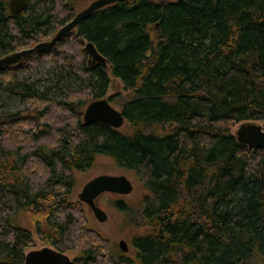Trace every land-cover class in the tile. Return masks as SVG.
Segmentation results:
<instances>
[{"label": "trees", "instance_id": "trees-1", "mask_svg": "<svg viewBox=\"0 0 264 264\" xmlns=\"http://www.w3.org/2000/svg\"><path fill=\"white\" fill-rule=\"evenodd\" d=\"M91 1L27 0L15 17L0 0V53L46 41ZM89 42L106 65L88 62ZM43 61L83 84L51 97L20 81ZM116 80L130 95L127 129L85 126L87 104ZM4 93L26 107L0 113V264H24L38 238L77 252L73 264H264V151L233 133L264 121V0L121 1L52 52L0 71ZM98 158L146 191L134 216L143 231L118 261L59 199Z\"/></svg>", "mask_w": 264, "mask_h": 264}, {"label": "water", "instance_id": "water-1", "mask_svg": "<svg viewBox=\"0 0 264 264\" xmlns=\"http://www.w3.org/2000/svg\"><path fill=\"white\" fill-rule=\"evenodd\" d=\"M125 0H97L90 6L81 11L76 17L61 28L50 42H44L33 49L18 52L9 55L0 60V70L11 66H16L23 62L25 58L33 52L44 54L51 52L57 45L63 41L69 34L76 30L79 25L86 19L93 16L96 12L103 10L112 5ZM183 2L186 0H163ZM11 13L15 16L22 13L27 7V0H10ZM90 60L101 65H106L105 59L99 54L92 43L86 47ZM84 120L88 125H103L122 129L126 120L123 112L115 109L108 99H100L90 103L84 113ZM238 143L245 148L253 151L264 150V129L253 123H245L240 126L236 133ZM133 192V185L126 176H109L102 175L87 183L79 195L81 202L86 203L93 211L95 217L104 222L106 214L96 206V199L103 193H113L118 195H129ZM119 248L122 252L127 253L129 248L125 241H121ZM24 264H72L71 259L60 252L51 248L34 250L27 253Z\"/></svg>", "mask_w": 264, "mask_h": 264}, {"label": "rangeland", "instance_id": "rangeland-1", "mask_svg": "<svg viewBox=\"0 0 264 264\" xmlns=\"http://www.w3.org/2000/svg\"><path fill=\"white\" fill-rule=\"evenodd\" d=\"M56 31H54L55 33ZM53 32L50 34H54ZM49 35V36H50ZM48 36V37H49ZM3 55L0 53V58ZM62 77V78H61ZM20 81L23 83H28L30 85H34L38 93H46L50 89L54 90V93L51 95V97H58L60 93H66L69 90H71L73 87L79 88L83 83L76 77L75 75H72V73L68 72H60L55 70L53 65L49 61H43L41 65H39V68L36 72H33L31 75L28 73V75H24L19 77ZM77 79V80H76ZM59 90L60 93L55 92V90ZM2 91L6 92L7 88L3 87L1 89ZM108 97H113V100L111 101V104L114 108L121 110V104L124 101H127L130 98L129 92L124 89V85L120 81H113L111 83L110 89L108 91ZM88 105V104H87ZM26 107V99H23L21 97H12L8 94H0V113H6V112H17L19 110H24ZM256 124L264 126V121L261 122H256ZM241 124L236 126L233 129V133L235 134L240 127ZM126 130L127 127L126 125L122 128V130ZM103 173H115V174H123L126 175L133 183L134 190L132 194L129 195V198L127 199L128 203L130 206H127L128 209L132 210V217L131 219L135 221V223L132 225V227L129 226V217L126 215V213L122 214H116L114 211L111 212V218H110V223L106 224L105 226L101 225L98 223L94 218L93 220L91 217H89V214L81 207L79 209L84 212V216L86 217V226L88 221L91 220L92 225H94L99 232H106L113 223L112 230L105 234V235H100L102 238L106 239L107 243L110 244L112 247L113 251L117 254V252H121V254L124 256L126 255L128 257V253H123L119 249V242L120 240H125L127 243V239H131L133 235L137 232L143 231L140 227L137 229V222L138 219L135 218V214L138 213L140 205H141V200L139 199L140 197H143L146 194L145 189L143 188L142 184H140L135 177L133 173L130 172H125L118 170L116 167L113 165V161L109 160L107 158H98L93 167L83 173L75 174V189L79 190L84 184H86L89 180L92 178L101 175ZM74 190V187L71 189V197H65L66 195L60 196L61 198H66L69 201L71 200L72 202H75L77 200V193ZM129 200L132 202L134 205V208H132V204L129 202ZM69 206V205H67ZM108 210H111L110 208L107 207ZM75 210V209H74ZM74 216H77L78 212L74 211ZM91 215V214H90ZM92 216V215H91ZM19 222L23 225L28 226V221H25L24 218H20ZM114 224L116 225V228L114 229ZM41 240L38 238L35 241V246L33 248H30L26 251V254L30 251L41 249L42 244ZM43 243V242H42ZM129 244V243H128ZM111 251V253H113ZM67 255L71 257L78 258V253L73 252V253H67ZM103 262V259L101 260ZM125 264V263H123Z\"/></svg>", "mask_w": 264, "mask_h": 264}, {"label": "flooded vegetation", "instance_id": "flooded-vegetation-1", "mask_svg": "<svg viewBox=\"0 0 264 264\" xmlns=\"http://www.w3.org/2000/svg\"><path fill=\"white\" fill-rule=\"evenodd\" d=\"M111 175V176H117L118 174H115V173H103V174H101V175ZM98 176H100V175H98ZM98 176H96V177H98ZM96 177H94V178H92L91 180H93V179H95ZM91 180H89V181H91ZM88 181V182H89ZM87 182V183H88ZM68 183V182H67ZM76 183L77 182H75V177H74V180H73V183H71V185L69 186H67V188L64 186V192H65V194L64 195H66L65 197H71V189H72V187H74V190L73 191H75L76 193H77V200L75 201V202H72L71 200L69 201L68 199H66L65 197L64 198H59L60 199V201L64 204V205H69L71 208H75V209H79V207H81V208H83L88 214H89V217H91V219L93 220V218L98 222V223H100L101 225H103V226H105L106 224H109L110 223V218H111V212L112 211H114L116 214H122V213H126V215L129 217V226L130 227H132V225L135 223V221H133L132 219H131V217H132V213H133V211L132 210H130V209H128L127 208V206H130V204L128 203V201H127V199L129 198V195H127V196H119V195H115V194H112V193H104V194H102V195H100L97 199H96V201H95V204H96V206L97 207H99L100 209H102L104 212H105V214H106V217H105V221L104 222H100L96 217H95V215H94V213H93V211L91 210V208L87 205V204H85V203H81L79 200H78V197H79V194L81 193V191H82V189L84 188V186L87 184H84L79 190H76L75 189V185H76ZM129 202L132 204V202L129 200ZM107 207L108 208H110L111 210H108L107 209ZM131 207V206H130ZM132 208H134V205L132 204ZM123 209V210H122ZM135 209V208H134ZM73 211H76V210H73ZM72 211V212H73ZM92 216H91V215ZM112 219V218H111ZM113 223H114V221H113ZM113 223H112V226H113ZM87 226H88V228L91 230V231H93V232H97L98 234H100V235H105V234H107V233H109L112 229V226L106 231V232H104V233H102V232H99L98 230H97V228L94 226V225H92V223H91V220L90 221H88V223H87ZM116 228V225L114 224V229ZM122 240H120V242H121ZM41 246H42V248L41 249H44V248H52V249H54V247L53 246H51V245H46V244H44V243H42L41 242ZM128 244V243H127ZM128 246H129V244H128ZM41 249H37V250H41ZM55 250V249H54ZM112 251H113V249H112ZM127 253H129V251L127 252ZM126 253V254H127ZM124 256H126V255H124ZM122 254H121V252H117V254L113 251V253H111V260H114V261H118V260H120V258H122V257H124ZM71 259V261H72V264H73V262L77 259V258H75V257H71L70 258Z\"/></svg>", "mask_w": 264, "mask_h": 264}, {"label": "bare ground", "instance_id": "bare-ground-1", "mask_svg": "<svg viewBox=\"0 0 264 264\" xmlns=\"http://www.w3.org/2000/svg\"><path fill=\"white\" fill-rule=\"evenodd\" d=\"M94 1H97V0H93V1H91L87 6H85L84 8H82L77 14H79L81 11H83L84 9H86L88 6H90ZM9 2H10V0H9ZM9 2H8V8H9V11H10V14L12 15V16H15V15H13L12 13H11V10H10V6H9ZM27 8V7H26ZM99 12V11H98ZM23 13V12H22ZM22 13H20V14H22ZM97 13V12H96ZM19 14V15H20ZM76 14V15H77ZM76 15L71 19V20H69L68 22H66L64 25H62L59 29H57V31L54 33V34H52V35H50L49 37H48V39L46 40V41H42V42H39L38 44H36L34 47H30V48H26V49H22V50H19V51H16V52H13V53H9V54H7V55H4V56H2L1 58H0V60L1 59H3V58H5V57H7V56H9V55H12V54H15V53H18V52H22V51H25V50H29V49H33V48H35L37 45H39V44H41V43H44V42H50L54 37H55V35L59 32V30L61 29V28H63L64 26H66L68 23H70L75 17H76ZM18 16V15H17ZM16 17V16H15ZM64 40V39H63ZM61 43V42H60ZM89 43H91V42H89ZM89 43H86V45H85V47H84V51H85V53L87 54V58H88V62H90V58H89V55H88V53H87V51H86V47H87V45L89 44ZM59 45V44H58ZM57 45V46H58ZM57 48V47H56ZM55 48V49H56ZM55 49H53V50H55ZM52 50V51H53ZM51 51V52H52ZM49 53V52H48ZM34 54H36V55H43V54H37V53H35V52H33L31 55H29L28 57H30V56H32V55H34ZM44 54H46V53H44ZM27 57V58H28ZM27 58H25V59H27ZM24 59V60H25ZM24 60H23V62H24ZM23 62H21V63H23ZM20 63V64H21ZM20 64H18V65H20ZM18 65H16V66H18ZM16 66H11V67H8V68H4V69H1L0 71H3V70H5V69H9V68H13V67H16ZM107 99L109 100L110 99V97H108L107 96ZM110 101V100H109ZM111 103V102H110ZM112 105V104H111ZM88 106V105H87ZM87 106L85 107V109H84V112H83V116H82V122H83V124L85 125V126H91V125H88V124H86V122H85V120H84V113H85V111H86V108H87ZM116 109V108H115ZM118 110V109H117ZM121 111V110H120ZM93 125H97V124H93ZM100 126H103V125H100ZM105 127H108V126H105ZM108 128H111V127H108ZM111 129H114V128H111ZM114 130H116V129H114ZM121 130V129H120ZM118 131V130H117ZM122 241H125V240H122ZM126 242V241H125ZM127 243V242H126ZM119 244H120V242H119ZM119 244H118V246H119ZM128 245V244H127ZM128 248H130L129 246H128ZM129 251V250H128ZM26 255L27 254H25V258H26Z\"/></svg>", "mask_w": 264, "mask_h": 264}]
</instances>
